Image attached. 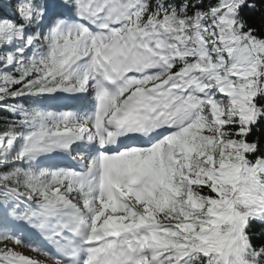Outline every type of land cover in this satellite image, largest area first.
Wrapping results in <instances>:
<instances>
[{
    "label": "snow or ice",
    "instance_id": "snow-or-ice-1",
    "mask_svg": "<svg viewBox=\"0 0 264 264\" xmlns=\"http://www.w3.org/2000/svg\"><path fill=\"white\" fill-rule=\"evenodd\" d=\"M0 264H264V0H0Z\"/></svg>",
    "mask_w": 264,
    "mask_h": 264
},
{
    "label": "trees",
    "instance_id": "trees-1",
    "mask_svg": "<svg viewBox=\"0 0 264 264\" xmlns=\"http://www.w3.org/2000/svg\"><path fill=\"white\" fill-rule=\"evenodd\" d=\"M11 118H12V117H10L8 113L3 112V111H0V128L3 127V121H4L5 119H11Z\"/></svg>",
    "mask_w": 264,
    "mask_h": 264
}]
</instances>
